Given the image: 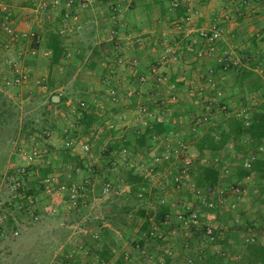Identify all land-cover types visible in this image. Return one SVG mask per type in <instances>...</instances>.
<instances>
[{
    "label": "crops",
    "instance_id": "1",
    "mask_svg": "<svg viewBox=\"0 0 264 264\" xmlns=\"http://www.w3.org/2000/svg\"><path fill=\"white\" fill-rule=\"evenodd\" d=\"M237 1L179 0L178 7L172 9L170 8L172 3L167 0H92V3L86 7L72 8L69 14L75 16V21L66 22L62 18L65 13L62 4L55 7L48 4L37 7L30 0H0V5L10 9L11 29L18 34L32 35L31 40L17 41L10 51L17 59L19 67L26 77L25 82L20 86L5 87L3 85V79L7 75L5 57L8 53L0 50V96H9L12 98L11 102H15L17 95L23 90L31 89L33 94L41 92L42 103L45 104L46 102L47 109L52 108L53 113L60 115V111L68 112V108L75 105V101L89 100L88 102H90L91 99L89 98L94 96L96 90L103 91L105 89L103 84L109 78L115 60L118 58L123 61L135 60L138 63L135 70L123 73L120 83L111 79L110 84L116 87L119 102L116 104L108 103L105 112L102 110L103 106L88 105L87 111L84 113L88 121L85 124L81 122V125L86 129L92 123L98 122L99 128L103 129L102 136L97 137L98 135H96L95 140L97 141L93 139L90 146L97 145L100 148V144L103 146L107 144V148L110 149H101L102 151L100 150L98 155L92 157V155L82 154L80 148H75L76 153L68 152L71 157L68 156L65 159L57 153V149L61 148L64 138L60 135V131L58 132L56 128L52 127L49 137L45 141L48 146V154L44 160L46 165H43V161L42 165L37 164L33 167L36 177L41 168H46L45 171L42 169V173L45 172L48 173L47 176L55 177L57 183L74 182L73 173L75 172H80V176L90 180L91 185L89 183V186H84L86 192L80 193L78 205L74 209L77 208L76 212L79 215L93 223V230H100L98 231L103 239L95 249L91 247L94 256L90 257L89 261L84 260L80 254V246L77 247L71 243L65 244L69 231L60 222L63 219L65 223V219L68 217L64 205H62L63 197H59V195L49 197L41 194L42 196L28 197L33 211L30 215L33 219L29 216L32 222L30 227L23 231V233L27 232V236H34L39 240L37 243L17 245L21 251L30 253V264H45L46 262L47 264H116L119 259H122V264H181L183 253L179 247L180 243L176 242V239L181 236L182 230L175 228V215L186 206L193 208L196 206L193 194L189 192L188 195L177 197L178 193L176 192L177 194L164 195L165 203L160 206L153 205L152 201L148 204V198L146 199L147 202H136L129 196L114 191L113 188V191L109 190V193L100 195V189H103L106 182L109 185L113 184L114 188L122 186V191L126 194L128 189L135 187L125 182L129 173L128 169L122 168L120 170L113 165V167L105 169V172L102 171L99 167L102 166L100 153L103 154V151L106 150L107 154L115 155L117 154V147L123 146V149L125 148L130 154H145L148 151L154 152L156 146L162 143L163 138L187 139L184 133L186 132L188 135L191 133L190 122L192 117L203 113L204 109L211 110L215 107L213 109V122L218 117L221 119L222 114V117L232 119V113L238 108L242 109V107L249 108L250 106L253 111L252 121L258 114L264 113V78L257 75L255 70L260 65L255 64L256 66L249 67L245 65V60L240 66L225 73L216 71L212 75L213 81L221 92V96L217 99L213 100L212 93L210 94L208 90L203 91V99H198L196 93L190 94L189 89L195 90L203 86L205 71L212 68L213 63L206 58H196L186 50L187 47L196 49L200 46L199 40L194 34L183 37L171 31L169 27V22L181 20L186 10L195 13L189 25L191 30L205 28L213 20H224L228 29L233 31V37H227L223 42H220L219 49L238 50V45L241 43L235 44L236 35L243 33V29L246 27L250 39L245 45L251 44L257 47V50L254 49L253 51H257L256 53L259 54L260 47L258 45L262 44L260 40L264 38V20L257 18L248 24L245 23V25L241 24L239 20L237 22L228 20L229 16L233 18L234 12L236 17L245 14L242 10L245 7L241 8L242 4L237 3ZM232 4L237 6L231 7ZM257 24H259L258 27ZM59 31L62 32L59 33ZM162 31L167 33V41L165 42H161L157 37L160 33L166 37ZM51 32L58 33L62 49L61 58L56 64L50 63L51 52L45 47L47 36ZM133 37L140 38L141 44H133ZM0 38L4 40L5 36L2 35ZM166 47L174 49L177 57V62L172 65L171 69H161L163 73L167 74V79L169 78L168 84L156 89L151 86L149 81L143 84L139 83L137 81L138 76L145 74L148 67L160 59ZM65 54L68 56L67 58L62 57ZM250 75H252L253 81H251ZM36 78L43 80L41 88L32 85L36 83ZM125 90L132 92V95L127 99ZM55 91L59 93L56 94ZM150 91L154 93L152 95L163 94V97L173 93L176 96V101L165 109L167 114L165 113L164 117L166 118L161 124L163 133L157 136H149L145 146L136 149L135 139L144 129L138 121V115L135 113L136 108L141 104L153 111L159 110L156 108L158 106L155 108L151 106V100L156 101L158 98H150L149 100L148 92ZM54 95L58 97L57 103L50 101ZM257 97L259 101L256 99ZM216 104L224 106L226 111L222 114L217 112ZM105 114L109 117H106ZM212 120L204 126L212 124ZM64 123L65 119L63 121L59 119L60 127ZM105 124H108L110 129L106 126L107 129L104 131L103 125ZM184 130L185 132H183ZM193 134L201 137L199 130ZM83 143L82 138L79 145ZM234 158V162L229 163L232 165L230 168L233 172L238 167L244 169L242 165L246 162H249L248 169H250L254 161L264 159V141L258 146L256 152L244 158ZM67 168L72 171L70 177L66 173ZM258 170H264V165ZM258 170L250 172L239 180H235L233 175L230 177L234 179L235 183L239 182L246 189L248 181L257 177ZM132 173V175L137 176L135 172ZM95 174L104 175V181L97 182ZM64 176L68 178L65 179ZM262 185L264 184L257 186ZM252 189L251 195L247 196L248 193L244 190L245 197L243 194L242 198L237 199L234 203L235 207L232 212L235 213V216L233 221L237 230H233L232 235L236 237V241L244 246L249 243L246 242L249 238L252 239V243L264 246V231H260L264 229V195L259 194L258 188ZM50 208L51 212L49 211ZM137 210L143 213V217L136 214ZM157 211L170 215L172 221L169 223L170 226L166 227L164 224L163 226L156 222ZM220 213V210L216 214L209 213L213 219H205L204 216L200 223L219 226L220 229L216 235L218 238H223L225 229L222 218L218 216ZM145 219L148 221L146 225L143 223ZM145 227L147 230L150 228L155 231L159 230L162 240L166 239L171 243L170 257L162 255L164 243L161 245L160 241L156 242L146 236L148 232L143 230ZM23 233L21 231V238ZM201 240L206 243V250L200 249L199 245L195 243L194 248L188 253L195 260V264H227L224 244L207 243L203 238ZM225 242L227 245L229 244L228 241ZM98 253L108 256L105 262L98 259ZM120 254L125 255V257L123 258ZM127 255L133 260L130 261L126 258ZM70 257L71 259H69ZM236 257L238 258V256H234L230 260ZM126 259L129 260V263L126 262Z\"/></svg>",
    "mask_w": 264,
    "mask_h": 264
},
{
    "label": "rangeland",
    "instance_id": "2",
    "mask_svg": "<svg viewBox=\"0 0 264 264\" xmlns=\"http://www.w3.org/2000/svg\"><path fill=\"white\" fill-rule=\"evenodd\" d=\"M167 1L173 3V1L175 0H170V1L167 0ZM176 1H179V0H176ZM231 1L234 2L235 0H231ZM243 1H244V4L241 5L242 6L241 8H243V6L245 7V9H242L245 12V14H242L236 17L237 15L234 12L233 18H230L229 16L228 20L231 19L233 20V22H237L239 20L241 21L240 23L241 24L243 23L244 25L245 23L248 24L257 18L264 20V0H243ZM91 3H92V0H91ZM236 6L237 5L232 4L231 7H236ZM170 8L174 9V7H172L171 5H170ZM258 25L259 24H257L256 26L258 27ZM169 27L171 28V26ZM246 29L247 28L245 27L243 29L244 31L243 33H239L236 35L235 44H238L237 42H239L241 43V45L239 44L238 50L234 49V52H237L238 54H241L244 57V60L246 61L245 63L246 66L254 67L256 66L255 64H259L260 65L259 68H262V73L257 74V75H261L262 78H264V58H263L264 38H261L260 40L262 44L258 45L260 47L259 48L260 52H258L259 54H257L256 53L257 51L256 52L253 51L257 47L252 46L251 44L248 46L245 45V43L248 42L250 39L249 32L246 31ZM171 31H172V28H171ZM162 32L166 35V37L160 35L161 34L160 33L157 36L159 37L158 39H161L162 37H165L167 39V33H165L164 31ZM62 57L67 58L68 56L65 54V55H62ZM252 74L256 75L254 73ZM122 78H123V75H118L117 78H112L111 75L109 74V78H107V81L105 82V84H103V87L105 86V89L109 88L110 86L112 87V85L110 84L111 79L120 83L122 81ZM36 79L38 81L36 80V83L32 85H34L36 88L38 87L41 88V84H43V80H41V78H36ZM250 79L251 81H253L252 75H250ZM167 84H168V80H167ZM105 89L101 92L100 90H96V93L93 94L94 96L92 98H89L91 99L90 102H88L89 100L88 101L86 100L78 101L76 99L77 101L74 102L75 105H73L70 108L67 107L69 109V110L67 109L68 112L60 111V115L57 113H53L52 108L47 109V106L45 105L46 102L45 104L42 103V100H41L42 94H40L41 92L39 94L37 93L33 94V92H31L32 91L31 89L23 90L22 93L17 95L16 97L17 100L15 102H11L12 98H10L9 96L8 97L0 96V227L4 228V231H5V233H3L2 236H0V264H30V261H29L30 253H27L26 251H21L20 247L17 246L19 244L23 245V244L33 243V242L37 243L39 240V238H35L34 236H29V235L27 236L26 234L27 232L23 233V231H25V228L27 229L28 227H30V223L32 222V220H30L29 218V216L31 217L30 214L33 213V211L31 210V203L29 201L30 199L27 197H22L23 192L30 191V189L32 193L34 194L33 197L37 195H41V194L48 195L49 197L51 195H57V196L59 195V197H63L62 205H64L63 207H64V210L68 213V217L65 219L66 220L65 223L63 222L64 221L63 219H61L60 222H62V225H64L66 229H68L69 231L68 236H66L68 240L67 239L65 240L66 241L65 244L66 245H68V243L75 244V246L77 247L80 246V248L84 249L85 251L80 253L84 260L87 259V261H89L90 257L94 256L92 255L91 247L95 249V247L99 245L100 241L103 239L99 232L100 230L99 229L93 230V227H94L93 223L91 221L85 220V218L82 217V215H79V213L76 212L77 208L74 209V207H77L78 204H76L75 206H69L66 203V197L63 194H60L55 189L47 191L44 188V180L47 178L48 173L47 174L45 172L42 173V169L45 171L46 168H41L40 173L36 177L34 173V168H33L35 166H29L28 176H27L28 179L25 177L23 181L19 179L18 177H14L12 171L17 161L16 148L25 150L27 149V147H30L31 144L32 145L37 144V145L43 146L47 150V154H48V146L45 144V141L48 139L49 135L44 136L43 132L50 134L51 132L50 128L52 127L56 128L58 132L60 131V135H62L64 138L61 148L57 149V153H59V155L65 159L66 157L70 156L68 152L76 153V150L74 149L75 148L78 149L80 147L79 142L82 138H83V142L89 145L90 151L88 155H92V157L98 155L101 149H106V150L110 149V148H107V144L106 146H103L102 144H100L99 145L100 148H98L97 145H94L93 147L90 146L91 141H93V139L95 140L96 135H98L97 137L102 136L101 133L103 132V129L99 128L98 122L92 123L91 126L88 127L87 129L84 128L83 125H81V122L82 124H85L88 121V118L87 117L85 118V114H84L85 111H87L88 105H94L97 107L103 106L104 109L102 108V110L105 112V107H107L108 103L110 104V101L107 100L106 98ZM127 91H131V90H125V93ZM54 93L57 94L59 92L55 91ZM152 94L154 93H152L151 91L148 92L149 100L150 98L153 99L156 97L158 98V100L156 101L151 100L150 102L151 106L153 108L158 106L156 108L159 109L160 108L159 99L163 98V94L161 95H152ZM74 95H75V92H74ZM256 99L258 100V97ZM80 103H83L84 106L80 107L79 106ZM140 105H138L139 107L136 108L135 110L136 114L140 107L146 106V105H141V106ZM145 108L150 112L153 111L147 106ZM213 109H215V107L211 108L212 113H213ZM242 109H245L247 112L250 113V118L252 120L253 111L251 110L250 106L249 108L242 107ZM237 110H241V109L238 108ZM205 111L206 109H204V112ZM83 115H84V118H83ZM222 115H221V119L218 117L216 118L215 122H213L214 121L213 119L212 124H209L207 126L203 125L199 129L200 131L199 135L201 136L210 135L216 138L218 137V134L220 132L226 131V122L230 120V118L222 117ZM105 116L109 117L107 114H105ZM61 117L63 118L61 119ZM50 119H51V122H49ZM59 119L61 121L65 119V123L61 127L59 124ZM55 122L56 124H53ZM106 126L108 129H110L109 125L105 124L103 125L104 131L105 129H107ZM242 127L244 128L245 126L242 125ZM99 132H100V135H99ZM183 132H185V130ZM192 133H195V132L191 131L189 135L185 132L184 135H186L185 137L187 139L183 138L181 140L179 139H176V140L182 141V143L186 145V155L190 161V163L186 166L187 167V181L189 184H193V185H195L194 165L197 164V165H203V166H212L217 169L218 174L222 173L223 170L227 169L228 173H222L224 175V182L230 186H233L235 182H234V179L231 178L232 177L231 175L235 176L236 170H234L233 172L232 169L230 168L232 167V165H230L229 163H231L232 161L234 162V159H235L234 157L244 158L247 155H250L251 153L256 152L258 148V146H256L255 143L251 141L247 135L242 134L235 138L231 137L229 141L224 145L223 150L221 149L220 151L212 152V153L203 152L201 155H198L195 149V145L198 143L200 137L195 134L192 135ZM35 134L43 135L45 137V141L42 142L41 144L39 142L32 141L33 135ZM67 140H72L74 144L68 147L65 146L64 143ZM176 140H172L171 138H163L162 143L159 144V146L158 145L156 146L154 152L152 151L150 153V151H148L145 154L143 153H138L136 155L130 154L125 148L123 149V146L117 147V151H116L117 154L115 155H112L110 153L107 154V152H105L106 150H104L103 154L100 153V156H101L100 158L102 160V163H101L102 166H99V167L102 169V171L105 172V169H109V167H113V165H115L120 170H122L123 168L125 170L128 169L131 172V169L134 171V165L139 163L140 159H143L145 164L147 165V169H150L149 173L153 176L154 182L147 184L141 178V181L137 185H135L134 188H130L127 190L128 192L127 194L126 192L122 191V186L121 187L118 186V188H114L113 184H110L109 187L106 190H104V185L107 184L106 182L104 183V185L102 183L103 189L102 190L100 189V192H101L100 195L107 194L110 192L109 190L113 191V189H115L114 191L118 193H123L126 196H129L130 198H132L133 200H136V202H141V201L147 202L148 201L147 203L150 204V201H152L153 205H159V206L160 204H156V201L159 198L165 197L164 195H170L174 193L175 194L178 193L176 195L177 197L180 195H186V194L188 195L189 191L186 188H183L182 190L180 189V191H176L173 188L172 183H171V177L169 175L170 171L177 172L181 164L173 163V160H169L166 166L161 164V165H157L156 168H151L152 158L160 157L161 154L164 152L165 148L166 147L168 148L170 145H174ZM97 149L99 150L97 151ZM122 150L125 151V154L122 153ZM124 159H126L128 163L132 166L126 165L125 164L126 160ZM44 160H46V157H44L43 160L38 164L40 165ZM43 165H46L45 161ZM66 173L69 175L68 177H70V174H72V171L70 170V168L69 169L67 168ZM94 173H97V172H94ZM73 174H74L73 176L75 177L74 182L72 183L65 182V184L64 183L62 184L66 186H70V185L84 184L86 182L84 186L91 185V183L89 182L90 180L88 181L87 178L80 176V172H75ZM103 176L95 174V180L101 183L105 179ZM66 177L67 176H64L65 179ZM136 177H139V176H136ZM61 181H65V180H61ZM17 184H19V186H17ZM259 184H264V181L261 180L260 176L257 173V177L254 178V180L252 179L248 181L246 185L247 186L246 189L244 187L243 190H246V192L248 193L247 196H249L251 195V192L253 190L252 188H260V186H257ZM157 186L158 187L163 186V189H156ZM142 189H143V192H141ZM85 190H86V187H83L81 192L83 191L86 192ZM138 194H140V196H138ZM244 197H245V194H244ZM211 199H213V208L211 209L215 210L211 213L216 214V212H218L219 210L221 211L220 213L221 215L219 214L218 216L219 218H222L224 222V226H223L225 229L224 237H225V240L229 242L228 245L226 244V242L224 243V247H225L224 251L226 253L225 255H227L226 257L229 258L227 260V258L225 257L227 264H241L237 257L230 260L231 257L238 256L244 247V245L236 241V237L232 235L233 233L232 231L237 230V228H235L234 226L235 222L233 221L235 213L232 212L233 209H231L229 206L231 204L236 203L237 198L231 195H226V199L224 200L221 206L217 203L215 197H211ZM26 205H27V208L29 209V212L25 210ZM194 208L198 211L200 215L199 216L200 221L210 211L201 200H199V202H197L196 200V206ZM49 211L51 212V208L49 209ZM31 219L33 218L31 217ZM169 223L165 224V226L166 227L170 226ZM175 225H176L175 228H179L177 224ZM14 230L17 231V234L16 235L10 234V232ZM21 231L23 233L22 238H21ZM150 231L153 233L156 232L160 235L159 230L155 231L153 228L152 230L150 228ZM260 231H264V229H261ZM230 233H231V236H230ZM148 237L149 239H153L156 242L160 241L161 245L165 243L163 240H161L162 237L161 238H157L156 236L154 238L152 236H148ZM200 242L198 243L200 249L206 250V246H205L206 243H204L203 241H200ZM135 250L137 249L135 248ZM122 257L124 258L125 255H122ZM126 258H128L130 261L133 260V258H131L129 255H127ZM69 259H71V257ZM40 262H43V261H40ZM45 264H47V262Z\"/></svg>",
    "mask_w": 264,
    "mask_h": 264
},
{
    "label": "built area",
    "instance_id": "3",
    "mask_svg": "<svg viewBox=\"0 0 264 264\" xmlns=\"http://www.w3.org/2000/svg\"><path fill=\"white\" fill-rule=\"evenodd\" d=\"M35 6H46L51 5L52 7L57 6L58 4L63 5V9L65 11L63 15V21H75V16L69 14L72 8H83L91 3V0H30ZM237 3L244 4L243 0H238ZM172 7L177 8L179 5V1H174ZM195 13L186 10L182 19L179 21H170V26L172 31L178 35H182L183 37H189L194 34L196 38L199 40L200 46L196 49L191 47H187V51L191 52L196 58H206L213 63L212 68H208L205 73V81L203 86L198 87L197 89H189L190 94H195L198 99H203V91L208 90L212 96V99L215 100L221 96V92L213 81L212 75L218 71L220 73H225L237 66H240L244 61V57L241 54H238L232 51L229 48L219 49V43L223 42L227 37L232 38L233 33L226 26V22L213 20L208 24L205 28H200L196 30H191L189 27L191 23V19L194 17ZM10 16L11 12L9 7L0 5V36H5V39L0 38V50L7 52L8 54L5 57V63L7 65V75L3 79V85L5 87H17L25 82V75L23 74L21 68L19 67V63L17 59L10 53L12 47H14L15 43L19 40H25L32 38L31 34L20 33L13 31L10 26ZM224 22V23H223ZM64 27V25H62ZM62 31H59V33ZM163 36V35H162ZM161 42L167 41L165 37L159 39ZM142 40L138 37L132 38V43L135 45H140ZM32 54H34L32 52ZM177 57L175 55V50L171 47H166L160 59L156 61L153 65L149 66L147 72L145 74L139 75L137 81L139 83H151V86L159 89L167 84V77L163 73L161 69H171L173 64H176ZM138 67V63L135 60L123 61L121 59L115 60L112 64V72L110 73L112 78H117L118 75H123V73L131 72ZM256 72L258 74L262 73V68L256 67ZM117 74V75H116ZM107 100L112 104H116L119 102L118 96L116 94V88L114 86H110L105 91ZM131 95V92L127 91L125 93L126 99ZM164 98V99H163ZM159 99L160 108L157 111H148L144 106L140 107L137 111L138 121L140 126L145 128L152 124H163L164 122V114L165 109L168 105L174 103L176 101L175 94H168L166 97ZM217 105V104H216ZM80 107H83L84 104L80 103ZM217 112L224 113L225 107L217 105ZM213 117V113L210 109H206L205 112L195 115L192 117L190 122V129L192 132H196L203 125L208 124ZM232 118L239 119L244 125V128H248L252 122L250 118V113L245 109L235 110L232 113ZM44 136H48L46 132H43ZM43 135L35 134L33 135L32 141L39 142L40 144L45 141V137ZM74 143L72 140L65 141V146H72ZM80 152L84 155H88L90 151V147L87 144H80ZM122 153L125 154V151L122 150ZM47 150L40 145H32L27 147V149H19L16 148V158L17 161L15 166L13 167V176L18 177L23 181V179L28 176V168L29 166H35L40 163L43 158L46 156ZM124 156V155H123ZM127 158V156H126ZM126 160V159H124ZM169 160H173V163H179L181 166L178 168L176 172H169L171 177V183L173 188L176 191H180L183 188L188 189V191L193 194L194 198L199 202L201 200L208 209L213 208V199L211 197H215L217 203L221 206L226 199V195H231L238 200L242 198L244 194L243 186L239 182L235 183L233 186L228 185L224 182V175L222 173H228V170H223L222 173L218 174L217 183L213 187H203L196 188L195 185L189 184L187 181V165L190 163L187 155H186V145L182 143V141L176 140L174 145H170L168 148L166 147L164 152L160 157L152 158V167L156 168L157 165H167ZM126 165L132 166L125 161ZM244 169L249 168V162H246L242 165ZM167 168V167H166ZM134 170L137 176L141 177L143 181L147 184L153 183V176L149 173L150 169H147V165L145 164L143 159H140V162L134 165ZM145 171V173H144ZM143 172V173H142ZM28 179V178H27ZM247 179V178H246ZM86 184V182L84 183ZM84 184L81 185H70L66 186L62 183H57L55 177L47 176L44 180V188L48 190L55 189L60 194H63L66 197V203L69 206H75L77 204V199L81 193V190L84 187ZM19 186V184H17ZM109 187V183L104 185V190ZM156 189H163V186L156 187ZM143 192V189L141 190ZM140 196V194H138ZM157 204L163 205L165 203L164 197L159 198ZM231 209L235 207L234 204L229 206ZM25 210L29 212V209ZM199 213L198 211L191 207L186 206L182 209L181 212L175 215V224L183 231V238L181 237V250L186 253L182 259L181 264H195V260L188 255L189 251L194 248L193 242H191V227H196L199 225ZM213 219L211 214H206L205 219ZM164 219L168 221L169 214L166 213ZM203 237L206 242H213L217 231H219V226H212L209 223L203 224ZM5 233L4 228L0 227V236ZM150 232L149 235L153 238L156 236L157 238H161L158 233ZM12 235H16L17 231L14 230L10 232ZM162 240V238H161ZM164 249L163 252L167 255L170 254L172 249L171 243L164 239ZM246 242L252 243V239L249 238ZM80 253L85 250L80 248ZM125 261V259H124ZM126 262L129 263V260L126 259ZM71 264V263H70Z\"/></svg>",
    "mask_w": 264,
    "mask_h": 264
},
{
    "label": "trees",
    "instance_id": "4",
    "mask_svg": "<svg viewBox=\"0 0 264 264\" xmlns=\"http://www.w3.org/2000/svg\"><path fill=\"white\" fill-rule=\"evenodd\" d=\"M46 49L50 50L51 56H50V63L51 64H56L59 59L61 58V53L62 49L60 46V40H59V35L58 33L51 32L47 36V43L45 45ZM163 133V127L161 124H152L148 127H145L140 135L135 139V147L136 149L143 148L146 144L147 138L149 136H157L159 134ZM242 134L247 135L251 141L255 143L256 146H260L262 142L264 141V113L258 114L255 119L251 122L250 126L246 129L242 127V122L239 119L232 118L226 122V131H222L218 134V137L214 138L210 135H203L200 137L198 143L195 145V149L198 153V155H201L203 152H216L221 150L224 145L229 141V139L233 136H240ZM262 165H264V159L262 160H257L254 161L253 164L251 165L250 169H242L238 167L236 169V175H235V180H239L243 178L244 176H247L250 172L258 170ZM259 171V172H258ZM258 175L260 176L261 180L264 181V170H258ZM135 172L131 169V172L126 176L125 182L129 185H137L141 181V177H136L132 175ZM194 181H195V187L196 188H203V187H213L217 183V177H218V171L216 168L212 166H203V165H194ZM259 194L264 195V185L260 186L258 188ZM33 193L30 189V191L23 192L22 197H31L33 198ZM78 201V199H77ZM210 210V211H209ZM208 213H211L215 210L209 209ZM138 216L143 217V213L139 210H137L136 213ZM165 212H156L155 218L156 222L161 223L162 225L165 223L168 224L171 221L170 215L168 221L164 219ZM214 214V213H212ZM204 216V215H203ZM154 218V219H155ZM204 219V217H203ZM155 221V220H154ZM147 220L143 222L145 225L147 224ZM201 221L199 220V225L196 227H191V242L195 245V243H199L202 241L201 239L203 237V224L200 223ZM146 230L148 233L146 236H150L149 232L150 229L147 230L146 227L143 228V230ZM194 232V234H193ZM160 236H162L160 234ZM183 231L181 236L176 239V242L180 243L183 239ZM222 240V241H221ZM168 241V240H167ZM205 241V239H204ZM225 237L223 238H218L217 235L215 236L213 242L211 244H221L223 245L225 243ZM208 243V242H207ZM181 249V246H179ZM182 251V250H181ZM183 253V257L187 255L186 253ZM163 256H169L162 252ZM98 259L102 262H105L108 256L102 255L101 253H98L97 255ZM170 257V256H169ZM238 259L241 264H264V246L255 244V243H248L245 245L241 251V253L238 255ZM116 264H122V259H119Z\"/></svg>",
    "mask_w": 264,
    "mask_h": 264
},
{
    "label": "water",
    "instance_id": "5",
    "mask_svg": "<svg viewBox=\"0 0 264 264\" xmlns=\"http://www.w3.org/2000/svg\"><path fill=\"white\" fill-rule=\"evenodd\" d=\"M50 101L52 102V103H57L58 102V97L57 96H52L51 98H50Z\"/></svg>",
    "mask_w": 264,
    "mask_h": 264
}]
</instances>
